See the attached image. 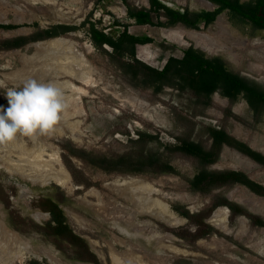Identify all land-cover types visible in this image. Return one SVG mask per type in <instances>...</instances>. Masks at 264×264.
Listing matches in <instances>:
<instances>
[{"label": "rangeland", "instance_id": "rangeland-1", "mask_svg": "<svg viewBox=\"0 0 264 264\" xmlns=\"http://www.w3.org/2000/svg\"><path fill=\"white\" fill-rule=\"evenodd\" d=\"M160 1L180 11L217 9L208 0L211 6L200 0ZM127 5L151 8L150 0H0V25L15 26L0 28V105L7 104L4 92L29 78L54 81L58 86L69 81L85 91L84 95L64 92L69 107L52 134L36 139L18 135L13 142L0 145V221L32 249V254L16 264H54L51 256L60 264H94L75 259L77 255L94 259L91 252L101 264H112L111 250L133 254L145 264H264V227L255 222L264 221V198L253 197L256 194L241 184L194 189L191 183L203 168L200 160L170 149L187 140L209 150L212 139L208 129L215 127L264 154V113L258 117L244 98L232 103L219 92L209 105L190 89L167 86L157 92L141 79L126 76L108 53L94 46L89 29L94 24L114 38L125 29L138 37H150L153 41L137 45L136 53L159 70L168 58H182L193 46L208 57L223 59L231 71L263 87L264 44L255 43L264 41V31L231 19L228 11L218 16L223 30L217 26L218 17L200 29L183 24L138 25L130 18ZM152 18L155 24L166 21L156 14ZM56 26L71 29L52 38L35 39L40 31ZM19 38L26 44L6 48L8 41ZM59 38L61 43L49 44ZM104 49L112 52L108 45ZM67 70L74 77L55 75ZM139 132L158 137L161 145L157 140L137 141ZM47 147L50 149L45 150ZM145 152H159L175 172L162 173L159 168L138 174L108 172L90 164L99 163L102 157L137 158ZM52 155L69 173L71 192L55 182L40 185L31 181L32 172L49 168ZM208 169L242 171L264 186V166L227 145ZM133 181L132 186L129 183ZM129 185L137 197L128 190ZM76 186L82 189L75 190ZM90 189L101 193V212L82 201ZM113 189L124 196L116 195ZM47 198L60 204L75 234L86 240L91 252L49 234L45 225L51 216L41 207ZM87 200L96 202L94 198ZM158 201L168 204L184 222L171 227L144 212V206L152 208ZM225 202L238 205L247 214L229 210L227 221L216 227L208 219ZM36 212L47 217L39 216L38 221L45 220L38 222L33 217ZM72 214L86 221L84 226ZM171 245L186 253L172 252Z\"/></svg>", "mask_w": 264, "mask_h": 264}, {"label": "trees", "instance_id": "trees-1", "mask_svg": "<svg viewBox=\"0 0 264 264\" xmlns=\"http://www.w3.org/2000/svg\"><path fill=\"white\" fill-rule=\"evenodd\" d=\"M217 6L215 11H198L190 10L180 11L172 7H168L160 0H150V9H136L130 5L128 14L134 19L138 25H159V26H176L183 24L191 29H200L203 24L205 27L213 24L217 17L228 11L231 19H240L249 23L256 30L264 31V0H208ZM156 14L158 18L164 16L166 21H159L157 24L153 21L152 15ZM12 25H0V28H14ZM61 29V31L59 30ZM71 27L56 26L55 28L40 31L38 39H48L58 36ZM90 37L94 46L105 53H108L113 62L117 63L122 72L131 79H141V82L154 88L160 92L163 88L175 87L179 90L190 89L198 99L206 100L205 104L209 105L213 95L216 92L229 99L232 103L238 102L244 98L254 114L261 117L264 113V87L257 81L246 79L245 77L231 71L223 59L218 57H208L205 52L193 46L184 51L182 58L170 57L166 65L162 69H156L148 65L145 61L138 58L136 46L152 42L150 37H138L125 29L117 38L109 36L103 30L98 29L92 24L89 29ZM24 38L16 39L9 42L7 49L22 46L26 44ZM104 45H108L112 52L104 49ZM208 133L212 139V147L207 150L199 143L183 140L178 145L170 148L171 151H180L188 155L194 156L200 160L202 169L198 172L192 181V187L197 190H203L204 186L208 188L214 186H222L226 184H241L249 188L256 195L264 198V186L253 181L246 173L242 171H213L208 167L215 164L220 157L222 148L227 145L234 148L238 152L250 157L252 160L264 166V154L254 150L248 144L230 135L223 129L210 127ZM161 145L158 137L150 133H138L137 141H154ZM99 163L91 161L94 167L101 168L105 171L127 172L138 174L147 172L153 168H159L162 173H174L175 169L168 161L162 159L159 152H145L140 157H132L130 155H121L118 157H102ZM106 166V167H104ZM121 167V169H119ZM42 209L51 214V220L47 224L49 234L53 237L68 240L71 244L84 247L88 252L90 247L85 239L79 237L73 232L67 221L64 210L59 203L52 199H46L41 206ZM221 207H226L232 212L239 215H246L244 209L238 205L228 202L222 203ZM188 217V214L182 213ZM256 224L264 227V221L256 219ZM202 223V221H201ZM94 259L76 256V260L84 263L90 261L94 264H101L100 260L92 252L90 253ZM31 264H39L33 261Z\"/></svg>", "mask_w": 264, "mask_h": 264}, {"label": "bare ground", "instance_id": "bare-ground-1", "mask_svg": "<svg viewBox=\"0 0 264 264\" xmlns=\"http://www.w3.org/2000/svg\"><path fill=\"white\" fill-rule=\"evenodd\" d=\"M202 2H205L207 5L211 6V3H209L206 0H200ZM217 26L219 29L223 30V20L222 18L218 17L217 20ZM222 33V32H221ZM224 35V34H223ZM62 40L54 39L49 42V44H59ZM256 45H262L264 44L263 40H256ZM41 44H37L36 46L39 47ZM264 53V52H262ZM58 77L63 75H70V77H74V74L70 71H58L55 72ZM52 75V74H51ZM78 81H85L83 79H76ZM59 87L63 90V92L68 91L75 94H81L84 95L85 91H82L81 89L77 88L74 84L71 82H62L59 83ZM83 97V96H82ZM64 121V120H63ZM61 131V130H60ZM50 149V147L45 148V150ZM43 155V154H42ZM55 157V156H54ZM53 155L49 159V165H47L49 168L44 169V171H41L40 173H34L30 175V179L34 184H40V185H49L52 182H55L60 185L63 188H66L68 192H71L70 184H71V177L67 170L63 167L62 164H60L59 161L55 160ZM58 159V158H57ZM28 178V176H26ZM131 181V180H130ZM136 182V181H135ZM135 182L129 183L130 185H135ZM140 183V182H138ZM130 185L128 186V190H131L134 192L133 187L130 189ZM126 186V185H125ZM114 193L120 197L124 196V193L119 191L118 189H113ZM253 197L257 199H263L261 197H258L256 195H252ZM87 197L96 199V202L88 201ZM137 197V196H135ZM83 202L88 204L91 208L96 210L97 212H101L103 205V200L101 193H99L95 189L88 190L82 199ZM111 202H115L114 200H111ZM104 210V209H103ZM229 209L226 207H219L212 216L208 219V222L219 226L224 224L227 221ZM144 212L149 215H153L163 223H165L168 226L171 227H177L180 224L184 222L183 218L178 217L170 208L168 204L161 203V202H155L152 205V208H147L144 206ZM35 219L39 218V216H43V218L47 217V215H42L40 213H35ZM72 218H74L76 221H78L81 225L84 226L86 221H84L80 216L76 214H72ZM38 221V220H37ZM86 226V225H85ZM170 238H174L172 236H168ZM176 239V238H174ZM177 240V239H176ZM93 245L95 242H91ZM168 248L176 253V254H185L186 251L180 248H177L175 246H168ZM31 246L29 245L26 240H23L21 236L10 229L3 221H0V264H16L18 262L22 263L25 260V257H27V254H32ZM111 258H112V264H145L139 259L137 256H134L133 254L126 253L121 254L116 252L115 250H111ZM54 264H60L57 262L54 257H50Z\"/></svg>", "mask_w": 264, "mask_h": 264}, {"label": "clouds", "instance_id": "clouds-1", "mask_svg": "<svg viewBox=\"0 0 264 264\" xmlns=\"http://www.w3.org/2000/svg\"><path fill=\"white\" fill-rule=\"evenodd\" d=\"M4 95L7 104L0 105V145L13 142L18 135L36 139L52 134L69 107L54 81L29 78Z\"/></svg>", "mask_w": 264, "mask_h": 264}, {"label": "flooded vegetation", "instance_id": "flooded-vegetation-1", "mask_svg": "<svg viewBox=\"0 0 264 264\" xmlns=\"http://www.w3.org/2000/svg\"><path fill=\"white\" fill-rule=\"evenodd\" d=\"M47 199H51V198H47ZM53 200V199H52ZM54 201V200H53ZM59 206H60V204H59ZM61 207V206H60ZM36 213H40V214H42V215H46V214H44L43 212H36ZM47 213H49V212H47ZM50 214V213H49ZM69 215V214H68ZM50 216H51V214H50ZM212 216V215H211ZM33 217H34V214H33ZM35 219V218H34ZM36 220V219H35ZM42 220H45V219H42ZM42 220H40V221H42ZM37 221V220H36ZM40 221H38V222H40ZM48 224V223H47ZM47 224L45 225V227L47 228ZM213 225V224H212ZM214 226H216V225H214ZM70 227H71V225H70ZM217 227V226H216ZM72 228V227H71ZM225 228V227H224ZM73 229V228H72ZM73 232H74V230H73ZM75 233V232H74Z\"/></svg>", "mask_w": 264, "mask_h": 264}, {"label": "water", "instance_id": "water-1", "mask_svg": "<svg viewBox=\"0 0 264 264\" xmlns=\"http://www.w3.org/2000/svg\"><path fill=\"white\" fill-rule=\"evenodd\" d=\"M80 189H82V187H80V186H76V189L75 190H80ZM15 231V230H14ZM91 264V263H90Z\"/></svg>", "mask_w": 264, "mask_h": 264}, {"label": "crops", "instance_id": "crops-1", "mask_svg": "<svg viewBox=\"0 0 264 264\" xmlns=\"http://www.w3.org/2000/svg\"><path fill=\"white\" fill-rule=\"evenodd\" d=\"M248 208L252 209L249 205H248ZM253 210V209H252Z\"/></svg>", "mask_w": 264, "mask_h": 264}]
</instances>
